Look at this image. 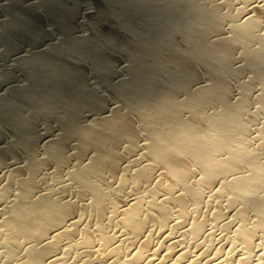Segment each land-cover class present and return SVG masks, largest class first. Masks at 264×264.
Segmentation results:
<instances>
[{"label":"bare ground","instance_id":"1","mask_svg":"<svg viewBox=\"0 0 264 264\" xmlns=\"http://www.w3.org/2000/svg\"><path fill=\"white\" fill-rule=\"evenodd\" d=\"M237 2L0 0V264H71L64 253L77 264L83 252L79 264H162L160 247L146 252L149 217L136 197L120 207L129 259L105 230L115 175L125 191L147 181L167 223L174 202L185 218L207 190L228 194L239 225L222 205L213 215L243 243L237 263H251L258 232L264 246V142L247 151L227 141L248 105L264 114V28ZM150 156L183 192L154 180ZM204 230V218L188 227L193 238Z\"/></svg>","mask_w":264,"mask_h":264},{"label":"rangeland","instance_id":"2","mask_svg":"<svg viewBox=\"0 0 264 264\" xmlns=\"http://www.w3.org/2000/svg\"><path fill=\"white\" fill-rule=\"evenodd\" d=\"M236 5H238V7L242 6L247 9H251L254 7L255 18L261 21L262 28H264V0H238ZM97 15H100L99 11L97 12ZM130 39L133 40L132 37H130ZM115 44L117 47H121L119 42H115ZM242 58L243 57H241V60ZM122 60L123 58L117 60V64H120ZM248 71L249 70H247V72ZM231 75L234 78L239 77L233 70L231 71ZM233 80L235 81V79ZM257 106L258 103L255 102L248 105V107L245 108L244 111L245 119H246L245 125L243 127H240L238 130L232 131L231 134L228 135L227 142L231 147L233 148L238 147L250 151L253 148H258L260 144L264 142V133H263L264 131L263 132L260 131L261 130L260 127L264 125V114H261V112H259ZM209 132L211 134L207 139V144L211 147L217 146L219 144V141L214 139L216 136L214 133L217 132V129L215 127H211L209 129ZM147 163H150L149 167H150V171L154 174L153 176L154 180L156 181H159L160 179L167 180L169 183H171L172 185L171 189L173 190L174 193H180L184 191L183 180L178 176H174L173 174H170L168 168L163 162H161V160L155 158L154 156H150L148 158ZM122 177L123 175H115L114 178L110 176L112 180L113 191L116 195V198H115V202L111 203L112 206L111 208H109L110 212H108V214L106 215L107 217H105L103 221V224L105 223L104 226L107 232H110L111 234L112 232L115 233L117 232L116 234L113 233L114 235H116L115 236L116 241L114 240V244L116 245V243L119 242L117 244L118 245L117 248H118V254L121 258L126 260L127 258L129 259V257L126 256H129L130 250L132 248L134 249L136 246L134 240L131 239L130 234L126 233L127 231L122 229L123 223L121 221L122 213L120 211V207L126 206L131 201L132 197H136L138 200L142 202L141 203L142 211L144 212V214L148 215L149 217L147 223L148 224L147 232L148 235H150L151 244L149 247H147L146 252L147 251L148 253L152 252L156 248L160 247L159 249H161L160 250L161 253L159 252L160 254L159 259L160 257H162L165 260L164 261L162 258H161L162 260L160 259V262H162V264H173L172 262L176 260L177 255H179V257H177V260L181 259L180 260L181 263L177 261L175 262L176 264L177 263L184 264L186 261L187 262L189 261V264H192V262L193 264H212V262L216 263V261L218 262L222 261L223 258L226 261L225 262L223 260L224 261V262L222 261L223 264H226L227 262H228L227 264H238L237 257H239L241 252H243L244 250L243 243L241 241H235V240L233 241L232 237L229 236L230 234L229 231L227 229H224L225 227L224 228L222 227L221 225L222 220L216 219L215 216L213 215V211L217 208V206L222 205L227 211V213L223 218L227 217V219L231 220L230 221L231 229L232 227L239 225V223L241 222V218L235 215L232 216L231 213L232 208H230V204L227 200V198L229 197L228 194L224 196H219L218 194H216V192H213L210 189L207 190L206 201L198 209H193L191 214L185 218L180 213L179 210L180 207L178 203L174 202L173 209L175 212L173 215V220L167 223L160 220L159 218H156L155 216L157 212L154 209V207L151 205L150 201L152 197L147 191L148 182L144 181L142 183V187H135L134 190L128 189V191L127 190L125 191L118 188L119 186L118 181ZM51 179L52 178L48 176V179L46 180H51ZM130 190L132 191V193ZM160 195L168 196V191L165 188L161 187L159 196ZM202 218H204L205 230L202 233V235L198 236L197 238H193L190 232L188 231V227H190L191 224H193L196 220H200ZM252 219H254L253 216ZM121 231L124 233V235L126 234L124 238L122 237L124 235L123 233H121ZM168 233H170L171 236H175L176 239H180V242L179 243L173 242L175 238L167 239L165 235ZM127 234H129L128 239L126 238V236L128 237ZM262 238L263 237L261 232H258L254 238L256 245L254 246L255 248L254 252L256 255L254 254L252 255V260L250 264H264V246L261 244ZM170 242L171 243L173 242V244H171ZM185 245L187 246V249ZM64 249H65L64 245L59 244L54 248L52 254L56 253L55 256H59V254L61 255V253L64 252ZM181 249L182 251L184 249L187 251L184 250V252H182ZM168 250H171L170 251L171 253L169 252V255L171 254V256H169L168 252H166ZM234 250L235 251L237 250V252L240 251L239 252L240 254L237 252H235L234 254ZM164 253L166 257L168 255L167 258H164V256H162L164 255ZM180 253H183V256L181 258H180ZM64 254L68 256L69 262L73 264L74 261L72 260V257L74 256L72 254L71 255L66 253ZM86 254H87L86 252H83L82 257L83 258H85V256L87 257L88 255ZM230 255H232L233 259ZM228 256H230L231 259H229L230 257ZM82 257L79 256L78 259L76 260L74 259L77 262V264L80 263ZM225 257L226 258L228 257L229 260H227ZM182 259H184V261ZM119 264H124V262H121Z\"/></svg>","mask_w":264,"mask_h":264}]
</instances>
